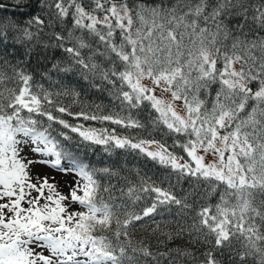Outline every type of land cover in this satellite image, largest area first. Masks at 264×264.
<instances>
[{
	"label": "snow or ice",
	"instance_id": "obj_1",
	"mask_svg": "<svg viewBox=\"0 0 264 264\" xmlns=\"http://www.w3.org/2000/svg\"><path fill=\"white\" fill-rule=\"evenodd\" d=\"M45 7L49 28L69 19L71 27L54 30L55 43L44 46L62 49L102 89L111 86L127 115H102L101 105L71 112L53 98L68 91L45 90L22 61L0 51V264H222L218 253L230 264H264V0H41ZM27 23L39 31L45 25L40 16ZM36 37L24 27L23 40ZM6 39L0 32V43ZM54 112L150 138L73 125ZM63 129L81 144L137 151L190 182L191 191L178 197L143 178L117 189L110 181L119 172L79 159ZM37 164L77 177L69 193L33 176ZM153 193L142 212L132 210ZM171 206L193 214L189 227L160 232L157 247L166 251L133 242L145 218ZM159 230L156 223L152 231ZM179 239L204 247L203 259L167 247Z\"/></svg>",
	"mask_w": 264,
	"mask_h": 264
},
{
	"label": "trees",
	"instance_id": "obj_2",
	"mask_svg": "<svg viewBox=\"0 0 264 264\" xmlns=\"http://www.w3.org/2000/svg\"><path fill=\"white\" fill-rule=\"evenodd\" d=\"M51 2V0H47ZM49 10L41 8V0H0V32H4L7 35L6 41L0 43V51H3L5 55H8L9 59L16 63L22 61V67L33 76L34 81L38 85H42L45 90L56 94L68 91V95H54V100L62 106L68 107L73 113L80 112L81 110L89 113L96 111L95 106L101 105L100 114H116L120 113L121 116L127 115L126 112H121L119 108V101L115 100L113 96L109 94L111 86H100L99 80H93L91 78H85L79 66L74 65L62 49L53 48L51 46L45 47V44L55 43L52 39V32L61 31V28H70L71 20L69 19L64 26H56L55 29L49 28L48 22L51 19L49 16ZM251 15V14H250ZM33 16H40L45 21V25L42 26L43 30L39 31L40 26L28 25V21ZM25 26L37 33V37L32 41H25L22 39V31ZM20 39V42L18 41ZM39 40V43L37 42ZM71 46V45H68ZM31 48L29 55H25L26 49ZM53 65H58L60 69L70 67V71L57 70ZM93 84L97 86H93ZM77 93L78 95H73ZM70 124H84L85 127H91L97 130L107 129L109 133H114L119 137H126L129 139H148L147 132L138 129H129L121 125L112 124L108 121L103 123L99 121H84L82 119H75L72 116H67L60 113H55ZM135 118L144 121L146 114L137 113L134 110ZM57 130H61V126H54ZM63 131L68 132L67 129ZM68 134L72 137L70 143L73 147V151L78 155L86 164H89L96 168L109 167L119 172V176L111 178L110 183L115 185L117 189L127 188L128 184L138 185L141 179H146L148 182L154 183L163 189L172 191L178 197H182L189 191H191V184L188 181L180 180L177 182L175 173L171 169L152 161L143 154L137 151L129 149H119L112 147L110 151H105L104 145H96L90 143H80V138L76 133ZM157 139H166L160 135L153 134ZM171 144V140L167 141ZM178 151V150H177ZM51 159V158H49ZM67 161H63V166L67 167ZM103 183L107 184L109 181L105 179ZM63 193V191H60ZM64 194V193H63ZM119 193L117 192V195ZM107 198L108 193H103ZM154 193L142 194V199L133 206L132 210L137 213L149 206L153 202ZM191 202V198L190 201ZM210 202H215L214 199ZM203 203V201H201ZM189 215L185 216L180 213V210L176 206H171L169 211L166 208H158L159 214H154L153 217L145 218V221H149L146 226L138 227L132 233V239L135 243L138 240H143L153 246V251H166L163 245L159 244V241L164 240V236L160 232H175L179 226L189 227L192 223L191 210H187ZM145 221L138 222L141 225H145ZM154 221V222H152ZM156 223H160V230L153 233V229L156 228ZM187 247L195 252L196 256L200 259L203 257L200 255L205 249L204 247H198L187 243L186 239H179L173 243H169L167 247L175 246ZM217 258L222 261V264H230L227 254L220 256L217 254ZM191 264V261H188Z\"/></svg>",
	"mask_w": 264,
	"mask_h": 264
},
{
	"label": "rangeland",
	"instance_id": "obj_3",
	"mask_svg": "<svg viewBox=\"0 0 264 264\" xmlns=\"http://www.w3.org/2000/svg\"><path fill=\"white\" fill-rule=\"evenodd\" d=\"M33 176H47L51 183H54L58 191H63L65 195L69 193L70 186H72L77 177H75L71 172L65 174L57 169L50 168L46 165L37 164L32 168ZM77 207V206H73Z\"/></svg>",
	"mask_w": 264,
	"mask_h": 264
}]
</instances>
